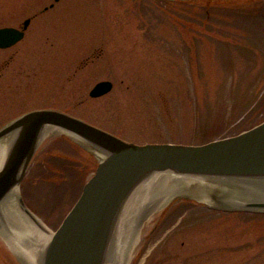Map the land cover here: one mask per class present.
I'll return each instance as SVG.
<instances>
[{"label": "rangeland", "instance_id": "obj_1", "mask_svg": "<svg viewBox=\"0 0 264 264\" xmlns=\"http://www.w3.org/2000/svg\"><path fill=\"white\" fill-rule=\"evenodd\" d=\"M167 2L0 0V26L32 17L22 41L0 49V127L51 107L127 141L199 144L261 122L264 0H214L208 9L200 0ZM104 79L112 89L91 97ZM99 159L60 131L41 142L21 194L47 228ZM203 181L159 183L181 191L141 222L127 264H264V213L209 210L221 191ZM0 264H21L1 235Z\"/></svg>", "mask_w": 264, "mask_h": 264}, {"label": "water", "instance_id": "obj_2", "mask_svg": "<svg viewBox=\"0 0 264 264\" xmlns=\"http://www.w3.org/2000/svg\"><path fill=\"white\" fill-rule=\"evenodd\" d=\"M21 37L22 33L13 27H0V48L14 44ZM111 88V81L101 80L93 85L89 95L98 97ZM49 127L58 128L100 155L95 171L55 230L37 221L38 217L25 205L19 191L28 164ZM6 136H9L8 147L0 163V228L10 241L0 235L9 248L11 242L19 245L32 264L111 263L122 208L133 190L154 172L166 171L205 180L203 182L208 186L221 191L215 193L219 197L212 196L214 202L207 203L212 208L264 212V120L235 135L199 144H139L66 111L36 108L2 125L0 139ZM243 188L253 190L251 197L238 194ZM8 205L17 206L23 215L39 222L41 229L50 234L42 251L36 250L40 244L31 249L32 244L20 222L6 211ZM154 205L142 213L140 222ZM9 218L17 223H12Z\"/></svg>", "mask_w": 264, "mask_h": 264}, {"label": "bare ground", "instance_id": "obj_3", "mask_svg": "<svg viewBox=\"0 0 264 264\" xmlns=\"http://www.w3.org/2000/svg\"><path fill=\"white\" fill-rule=\"evenodd\" d=\"M57 131L61 130L55 127H49L45 130L44 136L53 134ZM6 137H8V139L5 141L0 139V163L8 147L7 142L9 141V136ZM171 180L182 184H188L197 179L164 171L154 172L151 176H148L141 184H139L126 200L122 208L121 215L117 221L116 234L114 238V247H116V252L109 264H127L129 262L133 252L138 248L139 241L141 239L139 230V225L141 224L140 215L143 211L147 210L149 206L155 204L149 215L152 214L153 210L159 203L161 205L164 204L166 201L177 195V192L179 193L181 191L179 187L173 188L165 186L164 184L160 189L159 187L157 188L159 183ZM172 183L173 182L169 184ZM6 211L13 219L20 222V227L22 228L24 234H26L27 240H29L32 244L31 249L36 246L38 247L40 244L36 250L40 248L42 251L50 234H47L41 229L39 222L38 224L36 221L29 219L26 215H23L17 206L8 205ZM12 218H9L10 221L14 224L17 223ZM36 219L37 221L39 220L38 218ZM0 234L10 241V238L2 228H0ZM10 249L24 264V259H26L27 264H32L29 256L23 252L19 245L11 242Z\"/></svg>", "mask_w": 264, "mask_h": 264}, {"label": "flooded vegetation", "instance_id": "obj_4", "mask_svg": "<svg viewBox=\"0 0 264 264\" xmlns=\"http://www.w3.org/2000/svg\"><path fill=\"white\" fill-rule=\"evenodd\" d=\"M54 1H58V0H54ZM51 7H53V3H50L48 6H44L43 10L46 11L48 8H51ZM26 20H27V24L24 25ZM31 23H32V17H25L17 25H3V26H0V27H13V28L19 30L22 33L21 39H19L14 44H12V45H10L8 47H5L4 49L10 48V47L14 46L15 44L19 43L20 41H22V39L24 38L26 32L29 30V27H30ZM0 49H3V48H0Z\"/></svg>", "mask_w": 264, "mask_h": 264}, {"label": "trees", "instance_id": "obj_5", "mask_svg": "<svg viewBox=\"0 0 264 264\" xmlns=\"http://www.w3.org/2000/svg\"><path fill=\"white\" fill-rule=\"evenodd\" d=\"M201 1V6H205V7H207V9H208V6L209 5H212V6H214L213 4H211L214 0H200ZM167 3H170L169 1L167 2ZM172 3H175V2H172ZM226 8V7H225ZM210 9V8H209ZM205 10V9H204ZM207 15H205V17H206ZM209 17V16H208Z\"/></svg>", "mask_w": 264, "mask_h": 264}]
</instances>
